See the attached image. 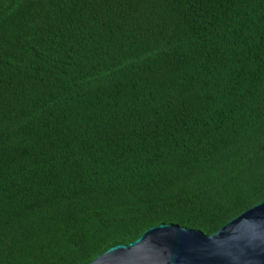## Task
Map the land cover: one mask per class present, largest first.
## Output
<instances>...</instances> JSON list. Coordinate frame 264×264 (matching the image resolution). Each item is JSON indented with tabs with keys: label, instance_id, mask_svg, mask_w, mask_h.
Masks as SVG:
<instances>
[{
	"label": "trees",
	"instance_id": "trees-1",
	"mask_svg": "<svg viewBox=\"0 0 264 264\" xmlns=\"http://www.w3.org/2000/svg\"><path fill=\"white\" fill-rule=\"evenodd\" d=\"M262 201L264 0H0V264Z\"/></svg>",
	"mask_w": 264,
	"mask_h": 264
},
{
	"label": "water",
	"instance_id": "water-1",
	"mask_svg": "<svg viewBox=\"0 0 264 264\" xmlns=\"http://www.w3.org/2000/svg\"><path fill=\"white\" fill-rule=\"evenodd\" d=\"M88 264H264V201L213 234L175 223L155 225Z\"/></svg>",
	"mask_w": 264,
	"mask_h": 264
}]
</instances>
